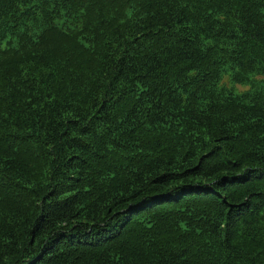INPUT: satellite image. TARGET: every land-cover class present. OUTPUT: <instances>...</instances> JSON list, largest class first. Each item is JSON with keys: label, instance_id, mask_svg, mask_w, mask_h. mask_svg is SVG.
<instances>
[{"label": "trees", "instance_id": "16d2710c", "mask_svg": "<svg viewBox=\"0 0 264 264\" xmlns=\"http://www.w3.org/2000/svg\"><path fill=\"white\" fill-rule=\"evenodd\" d=\"M0 264H264V0H0Z\"/></svg>", "mask_w": 264, "mask_h": 264}]
</instances>
